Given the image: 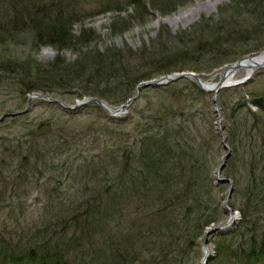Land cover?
I'll use <instances>...</instances> for the list:
<instances>
[{
    "label": "rangeland",
    "instance_id": "obj_1",
    "mask_svg": "<svg viewBox=\"0 0 264 264\" xmlns=\"http://www.w3.org/2000/svg\"><path fill=\"white\" fill-rule=\"evenodd\" d=\"M206 1L0 0V231L15 242L29 231L57 230L54 238L63 239L52 244L68 248L72 264H264L255 256L264 240V184L251 189L244 164L249 143L262 144L263 176L264 113L251 101L264 97V69L239 70V84L215 99L188 79L144 87L115 116L95 103L75 110L38 98L28 104L39 94L71 107L97 98L118 109L136 93L137 86L124 103L110 104L128 77L182 67L170 74L192 71L209 82L264 51V0ZM175 14L181 17L165 22ZM83 57L100 66L104 79L91 86L101 96L79 97L84 83L68 79L66 70ZM85 70L84 79L91 66ZM151 115L161 118L156 126ZM170 121L193 147L186 168L194 173L175 174L168 200H182L166 215L156 214L157 188L136 194L115 185L136 166L141 139ZM194 183L198 212L215 218L199 230L179 196ZM89 204L96 212L80 216Z\"/></svg>",
    "mask_w": 264,
    "mask_h": 264
},
{
    "label": "trees",
    "instance_id": "obj_2",
    "mask_svg": "<svg viewBox=\"0 0 264 264\" xmlns=\"http://www.w3.org/2000/svg\"><path fill=\"white\" fill-rule=\"evenodd\" d=\"M35 16V15H34ZM32 16V18H34ZM51 22L45 25L47 28L51 26ZM57 26L55 25V28ZM48 33V32H47ZM50 35V33H48ZM82 60V59H81ZM226 63H231V61H226ZM88 64L91 66V74L88 77L83 76V73L88 69ZM167 67V69L163 71H158L156 73H141L139 75H135L132 77H128L125 82L124 89L115 95L117 97L116 100L110 101L111 105L119 106L124 103L129 97L132 96L133 89L141 82L145 80H150L152 78H156V76L168 75L176 70L182 71L183 68L179 67L178 69ZM72 69V68H71ZM100 66L94 62V59L84 58L83 61L78 67H73L71 71L70 68L66 70V72L70 71L69 80L73 77L74 80H80L81 83H84L82 93L78 96H101L97 93L100 91H95L91 86V82L95 81L96 84L100 83L101 74L99 72ZM75 70V71H74ZM53 71V70H52ZM124 83V82H123ZM35 90V88L30 87L27 89V92H31ZM257 108L264 113V97H252V101ZM236 103L238 107H245L244 103ZM176 113L174 111H168L167 115L170 117H174ZM159 116L151 115L149 119L150 122L155 124L158 121ZM161 118H159L160 120ZM173 120V119H172ZM161 122V121H159ZM166 122V124H157V129L151 132V134H146L140 141V149L138 156L135 157L136 166L130 169H126L123 171L122 177L119 178V183L115 186V192L118 190L121 192H132L136 194H142L145 190L155 189L160 192V202L158 203V209L155 210L156 214L159 212L170 213L171 209L174 208L175 205L179 202L181 198L175 196L173 200H168V193L175 186L174 176L178 172V170H182V176L185 174H193L194 171L192 169H187L186 167V156L190 158L189 151L193 149V147L188 146L187 138L183 137L180 134L182 133V129L180 128V132L178 134V130L176 129L174 123ZM180 138H182L180 140ZM251 153L250 158L245 162V172L249 175V180L252 183L251 189L255 186L257 188H261L262 184H264V174L263 176L259 175L257 156L262 151L259 148L263 147L262 144H257L252 141L249 143ZM188 152V153H187ZM202 162V161H201ZM193 165H199V161H193ZM195 170L197 168H194ZM99 172V171H98ZM100 173V172H99ZM124 173H128L125 175ZM88 175V172H86ZM119 177V176H118ZM122 178V179H121ZM180 178V177H179ZM185 192L179 194L180 197L184 199V202H180V205L187 203L186 211L191 214L194 212L195 221L193 225V229H200L204 224L209 222H214L215 218L209 219L206 215L198 212V210L202 209L200 207L201 199L199 198V193H195L197 191L195 183L194 186L192 184L188 185L185 188ZM180 192V191H179ZM182 200V199H181ZM97 204L88 205V210L85 213L80 214V216H87L89 213H95L98 208ZM95 206V207H93ZM150 207V206H149ZM207 212V210H203V213ZM241 218H245L247 216V212L244 210H240ZM166 215L164 217H166ZM163 217V218H164ZM161 218V220H163ZM86 221H89L88 218H85ZM211 220V221H210ZM61 233V232H60ZM60 233L56 230L53 233L48 230V228L37 229L36 231H29L27 234L18 238L15 242H13L12 235L9 234L8 237L2 231H0V264H72L70 263L67 253L68 248H59L58 246H54L52 243L56 239H63V237L58 236L60 238H54L55 235ZM16 235V234H14ZM250 240H253V237H250ZM84 239V238H81ZM75 242H78V238L75 239ZM249 256L255 253L254 247L249 250ZM264 257V240L261 242L260 247L258 249V253L255 256ZM248 255L246 254V257ZM126 257L124 258V260Z\"/></svg>",
    "mask_w": 264,
    "mask_h": 264
},
{
    "label": "water",
    "instance_id": "obj_3",
    "mask_svg": "<svg viewBox=\"0 0 264 264\" xmlns=\"http://www.w3.org/2000/svg\"><path fill=\"white\" fill-rule=\"evenodd\" d=\"M247 58H248V56L242 58L241 60L247 59ZM241 60L236 61L233 64H231L230 65L231 66V70H236L240 66V61ZM258 68L259 69H264V65L263 66H259ZM182 79L191 80L195 84H197L203 91L212 92L213 95H214V99H215V96L217 95V93L219 92V90L224 88V86H223V78L222 77L218 80V82L212 88V87L209 86V82H203L194 72H192V71H183V72H179V73H173V74H169V75H164V76H161V77H159L157 79H151V80H148L146 82H140L137 85V87H136V93L131 98H129L124 104H122L118 109H115V110L109 108L105 103L101 102L97 98L86 99V100L82 101L80 104H78V105H76L74 107H71V106H68L66 104L61 103L58 100L51 99V98H48V97H45V96H42V95H39V94H33V95H31L29 97L28 104L31 102V100L38 98V99H42V100H45V101H48V102L59 104L62 107H64L65 109H68V110H75V109L79 108L80 106L85 105L87 103H95V104L99 105L107 113H109L110 115H114L115 116V115L120 113L122 108H126L127 109L129 107V105L138 98L141 88L149 87V86H151V87L165 86V85H167L169 83H173V82H176V81H179V80H182ZM231 85H236V83H230L229 86H231ZM1 118L2 117H0V119ZM227 157H228V155H226L223 160H225ZM223 165H224V163H222L219 166V168H218L219 171H221ZM228 197H229V195H228ZM228 210H229V208H228ZM231 219H233V218H231ZM204 261H206V259H204L203 262Z\"/></svg>",
    "mask_w": 264,
    "mask_h": 264
},
{
    "label": "bare ground",
    "instance_id": "obj_4",
    "mask_svg": "<svg viewBox=\"0 0 264 264\" xmlns=\"http://www.w3.org/2000/svg\"><path fill=\"white\" fill-rule=\"evenodd\" d=\"M219 0H207L206 3H211V4H218ZM180 14L178 15H172L170 19H166L165 22H173L176 21L180 18ZM264 65V51L259 53L258 55L248 57L247 59H243L240 61V66L236 70H231V66H227L223 69V71L219 74V78L217 80H211L209 81V86L214 87L215 84L218 82V80L222 77L223 78V86H229L232 81H234V77L236 76L237 72L239 70H245L246 73H250L253 70H256L259 66ZM234 218V217H233ZM233 221V219H231ZM203 255L205 256L206 254L209 253L208 247H203Z\"/></svg>",
    "mask_w": 264,
    "mask_h": 264
}]
</instances>
